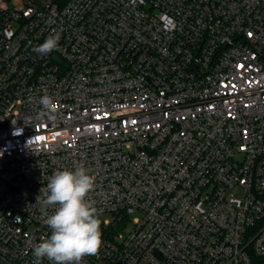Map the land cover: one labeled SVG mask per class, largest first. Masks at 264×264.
Wrapping results in <instances>:
<instances>
[{"label": "built area", "instance_id": "2783aa9c", "mask_svg": "<svg viewBox=\"0 0 264 264\" xmlns=\"http://www.w3.org/2000/svg\"><path fill=\"white\" fill-rule=\"evenodd\" d=\"M81 165L82 264H264V0H0V264H33Z\"/></svg>", "mask_w": 264, "mask_h": 264}, {"label": "clouds", "instance_id": "9594fccd", "mask_svg": "<svg viewBox=\"0 0 264 264\" xmlns=\"http://www.w3.org/2000/svg\"><path fill=\"white\" fill-rule=\"evenodd\" d=\"M59 40L58 34L49 35L33 51L41 56L58 51ZM40 103L50 118H54L57 105L53 98L44 95ZM94 183V177L83 165L75 170H57L48 178L41 190L44 206L54 207L44 221L51 235L34 246L33 264H41L44 258L53 264H82L85 256L98 253L102 245L101 220L94 202L88 199Z\"/></svg>", "mask_w": 264, "mask_h": 264}, {"label": "rangeland", "instance_id": "374dc122", "mask_svg": "<svg viewBox=\"0 0 264 264\" xmlns=\"http://www.w3.org/2000/svg\"><path fill=\"white\" fill-rule=\"evenodd\" d=\"M234 195L239 197L241 195V192L239 190H234ZM129 217H130V221L131 222L129 223L130 225H128L129 226L128 228H131L132 227V221L134 219H137V218L139 219L141 217V215H140L139 212L133 211V212H131L129 214ZM101 219L102 220L107 219V220L111 221L112 220V216L110 214H104V215L101 216Z\"/></svg>", "mask_w": 264, "mask_h": 264}, {"label": "trees", "instance_id": "16d2710c", "mask_svg": "<svg viewBox=\"0 0 264 264\" xmlns=\"http://www.w3.org/2000/svg\"><path fill=\"white\" fill-rule=\"evenodd\" d=\"M261 260H264V258H263V259H261ZM258 263H259V261H258Z\"/></svg>", "mask_w": 264, "mask_h": 264}]
</instances>
